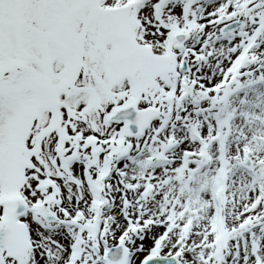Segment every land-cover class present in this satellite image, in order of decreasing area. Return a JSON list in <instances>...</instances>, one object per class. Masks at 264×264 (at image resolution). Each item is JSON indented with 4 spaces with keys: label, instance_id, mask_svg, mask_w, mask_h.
I'll return each mask as SVG.
<instances>
[{
    "label": "snow or ice",
    "instance_id": "snow-or-ice-1",
    "mask_svg": "<svg viewBox=\"0 0 264 264\" xmlns=\"http://www.w3.org/2000/svg\"><path fill=\"white\" fill-rule=\"evenodd\" d=\"M0 264H264V0H0Z\"/></svg>",
    "mask_w": 264,
    "mask_h": 264
}]
</instances>
